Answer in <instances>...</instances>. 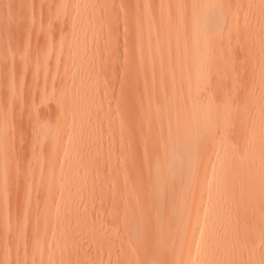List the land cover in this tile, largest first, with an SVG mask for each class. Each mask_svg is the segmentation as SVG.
<instances>
[{
  "label": "rangeland",
  "instance_id": "1",
  "mask_svg": "<svg viewBox=\"0 0 264 264\" xmlns=\"http://www.w3.org/2000/svg\"><path fill=\"white\" fill-rule=\"evenodd\" d=\"M210 1L0 0V264H100L102 250L103 262L111 251L121 264L120 247L153 246L130 245L126 227L168 206L155 201L152 175L177 163L163 144L187 135L174 124L191 119V104L213 106L196 131L217 126L212 144L188 141L193 175H220L226 158L221 175L243 176L239 187L264 197V0H217L234 20L205 38L203 65L186 68L199 46L192 22ZM189 77L200 84L186 87ZM58 125L62 141L53 138ZM241 209L247 218L264 213L252 199ZM101 213L125 223L103 246ZM129 255L122 264L148 261Z\"/></svg>",
  "mask_w": 264,
  "mask_h": 264
},
{
  "label": "bare ground",
  "instance_id": "2",
  "mask_svg": "<svg viewBox=\"0 0 264 264\" xmlns=\"http://www.w3.org/2000/svg\"><path fill=\"white\" fill-rule=\"evenodd\" d=\"M216 1L217 0H211L200 13H198L199 17L197 20L195 19L192 22L193 38L198 35L199 46H197V44L191 49L192 60L186 68L190 66L197 68L203 65L202 62L206 56V50L201 46L205 38L210 32H219L223 28V22H225L227 26H230L234 20V16L219 8L215 3ZM208 20L210 21L209 26L199 29V27ZM82 31L83 27L74 29L75 33H81ZM154 50L157 51V48ZM60 61L63 62V58H60ZM262 68L264 71V66ZM200 82V78L189 77L183 80V85L191 88L194 85L200 84ZM80 94L82 95V92L79 90L77 96H80ZM78 105L79 107L82 106L80 108V113L83 112L85 108L84 103H79ZM183 108L184 107L179 106L176 110L183 112ZM212 112L213 106L210 103H207L206 106L191 104V119L187 120L181 116L179 122L174 124L176 130L180 129L181 126L188 128L187 135L184 138L177 133H173L163 144L168 148L167 153L172 158H175L177 163L172 166L165 165L160 173L152 175L151 182L153 194L156 198L155 201L158 203L165 199L168 201V206L163 210L155 206L156 208H152L149 213L150 216L148 218H142L137 226L126 227L130 245L132 242L131 239H133V241L144 240L143 245H140L141 247L145 246L144 242L146 240H150L151 242L154 241L153 246H148L152 244L146 243L148 247H151V251L149 248L147 249V246L144 247L145 249L139 247L141 250L136 248L137 251H135L133 247L134 242L131 245V249L125 246L120 247V245L119 247L121 250L117 249L120 250L119 255L121 256L119 263L122 264V258L125 254H130L129 256L146 257L148 260L145 261L146 264H157V262L155 263L154 261L158 260H161L160 262L158 261V264H264V213L256 211L247 218L244 215L247 213L246 210L241 209L242 202L247 199H252L253 202L264 208V197L262 195H252L250 187H247L248 190L246 191L239 187L238 181L243 179V176L230 175L229 178H224L226 175H221V173L226 171V158L220 160L221 163L218 168V174L221 172L220 175H193V170L195 168L192 166L189 157H187V153L191 147L188 141L193 140L196 145L202 141L206 144V140L208 139L209 143H213L209 141V137L216 130L217 126H212L211 123H209L210 121L204 123V129L196 131L197 121L212 115ZM223 113L227 114L226 111ZM62 126L58 125L53 129V138H58L61 141L63 140L61 135ZM167 127H169V124H167ZM50 131L51 126H47L45 128V133ZM169 131L171 132L172 130L169 128ZM2 134L3 133L0 131V137ZM217 144L227 149L230 143L228 138L222 137ZM252 155L251 152L248 158H251ZM56 164L57 160H54L50 168H54ZM209 167H211V165L206 164L204 169L206 170ZM242 168L243 167L240 166V169ZM247 176L251 179H255L253 177L257 175ZM198 183H200V187L203 190H201V192H192V187ZM129 212L132 213V211H128V214ZM136 213L142 215V212L139 210ZM119 214L114 216V213L113 216L115 218L109 217V219H107L108 217L105 218L106 216L104 217L103 213L99 215L96 224V239L101 244L102 242L110 241L118 236L117 229L125 224L123 223V217L121 218ZM240 235H247L249 237L248 246L242 245L236 241L237 237ZM155 242L157 244H155ZM55 244V242L50 241L46 250H50ZM136 244H138V242ZM160 244L162 246H160ZM245 248L250 250L246 257L240 254ZM63 249L67 251L69 245H65ZM107 253L106 261L104 260L103 262L102 257H104L103 254H105V251H101L99 263L118 264L117 260L120 257L117 256L118 258H112L111 255L113 253H111V251ZM144 253L149 255L152 253L154 258L150 256L152 258L148 259L149 256L147 255V257ZM156 254L158 258H155ZM112 256H115V254ZM111 258L112 260L117 258V260L114 259L112 263L110 260ZM141 264H143V261Z\"/></svg>",
  "mask_w": 264,
  "mask_h": 264
}]
</instances>
